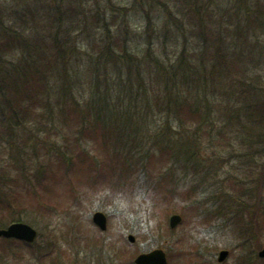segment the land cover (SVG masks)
I'll return each mask as SVG.
<instances>
[{"label": "trees", "instance_id": "1", "mask_svg": "<svg viewBox=\"0 0 264 264\" xmlns=\"http://www.w3.org/2000/svg\"><path fill=\"white\" fill-rule=\"evenodd\" d=\"M74 1L81 4L69 2L63 7L64 0H44L38 7L17 9L0 0V227L26 215L22 200L37 197L41 187L50 188L46 180L52 173L71 176L80 168L87 170L94 185L103 182L107 186V197L125 189L134 194L135 185L140 183L143 190L168 203L191 200L192 217L198 212L202 216L205 213L204 220L223 218L240 239L238 248L249 247L253 212L241 198L252 194L253 189L243 180L232 179L229 184L235 195L220 192L224 199L216 208L205 202L206 209L199 211L203 201L197 197V188L194 184L182 188L177 172L191 168L201 173L198 158L202 134L211 137V132H216L229 146L243 140L260 143L259 150H243L245 153L237 157L241 166L255 160L256 152L264 149L263 132L256 135L259 126L264 131V102L257 99L261 92L251 79L245 78V100L235 108L222 105L225 110L217 109L216 113L198 97V91L219 74L234 71L247 76L243 66L247 47L239 42L242 53H238L237 40L225 43L219 32L205 37L211 25L199 24L201 5L189 28L195 39L203 38L198 41L201 49L187 55L184 42L188 39L184 38L179 53L168 55L167 37L156 48L151 42L153 33L160 39L161 34L156 32L150 10L161 7L158 14L165 16V33L173 29L177 36L185 37L187 29L178 15H183L179 13L182 7H177V14L164 0H148L149 7L146 0H133L131 8L144 12L147 22L148 44L138 50L139 43L130 44L128 33L120 35L112 30L120 29L127 9L114 5L107 16V9L91 13L84 0ZM254 11L249 23L264 31V5L259 4ZM80 22L105 30L91 39L88 49L80 47L78 40L82 34L85 38L90 34L83 28L80 34L71 32ZM124 29L128 31V26ZM173 41L181 43L177 38ZM161 47L162 54L158 52ZM152 106L156 109H149ZM227 125L238 126L243 133L235 131L228 136ZM85 141L94 142L104 157L82 146ZM156 162L164 165L155 168ZM259 218L253 227L256 225L264 235V214ZM241 256L237 264H245Z\"/></svg>", "mask_w": 264, "mask_h": 264}, {"label": "rangeland", "instance_id": "2", "mask_svg": "<svg viewBox=\"0 0 264 264\" xmlns=\"http://www.w3.org/2000/svg\"><path fill=\"white\" fill-rule=\"evenodd\" d=\"M7 1L17 9H23L24 6L29 5L38 7L44 2V0ZM64 1L63 7L69 2L70 5L79 6L81 4L79 1L74 0ZM84 1L86 9L90 10L91 13H94L95 10L107 9V16L111 15L110 11H112L111 8H114V5L127 9L121 17L120 29L113 28L112 30L120 35L128 33L132 39L129 42L130 44L133 42L134 45H138L137 43H139L138 50L143 49L144 43L148 44L145 33L147 23L144 17L145 13L135 12L131 8L133 7V0ZM164 1L169 2L170 9L177 14V7L179 9L182 7L179 13H184L183 15L178 14L180 16L179 20L181 22L182 19L187 31L185 37L177 36L178 31L173 29L168 30V32L166 30L167 33H165V28L163 29L165 16L158 14L161 7H154L153 11L150 10V12L154 16L156 32L159 31L161 34V39L156 38L155 33L152 34L151 42L155 48L167 37L166 52L168 55L179 53L183 47L182 40L184 38L188 39L184 42L187 44V55L193 52L195 54L196 51L200 50L198 41H202L203 38L195 39L190 34L189 28L193 24L192 17L195 16V11H199L201 5L203 16H199L198 22L199 24L208 22L211 25V29L206 33L208 36L205 37L209 38L215 32H219L225 43L230 44L232 40H237L235 46L238 43V47H235V51L238 53H242L239 46L243 44L244 47H247L244 49L243 60L247 76L241 77L234 71H226L222 76L217 74L218 77L213 79V83L198 91V97L212 105V109L216 113L217 109L235 108L245 100L242 84L251 79L253 86L256 87L258 92H261L257 99L264 102V53L262 51L264 31H257L256 24L251 25L249 23L251 13L255 12L256 6L259 4L264 5V0ZM147 3L148 0H146V5ZM155 5H159V3L157 2ZM147 6L149 7V5ZM125 25L128 26V31H125ZM76 27L78 28L71 31L73 35L83 32L81 28L90 34L86 35L90 38H85L82 34V37L78 40L80 47L86 49H88L87 45L92 38H97L105 32L103 28H99L93 23L88 25L81 23L80 26ZM136 35L141 36L135 39ZM198 37L201 36L198 35ZM176 38L181 42L178 45L173 41ZM246 41L248 42L247 45ZM158 52L162 54V47ZM143 53H140V55ZM212 84L213 87H211ZM152 85L154 86V84ZM224 90L228 91L225 92ZM222 105H225V107L221 108ZM142 108L148 109L145 106H142ZM149 109L156 108L152 106ZM226 130L228 136L235 131L243 133L238 126L236 128L233 125H227ZM67 131H70V129L68 128ZM67 131L64 133H68ZM262 132L264 135L263 126H259L256 135ZM202 135L204 136L199 148L200 155L198 158L201 163L198 169L201 173L198 171L195 173L191 168L184 169L182 172L181 169L177 170L180 173L179 176H181V179L179 177L181 186L188 189L193 187L192 184H194L198 191L197 197L203 201L199 204V211H202L206 209L204 207L205 202L210 207H217L220 200L224 199L220 192L229 195L237 193L229 184L232 182L230 180L234 179L235 182L245 181L248 189H253L252 194L249 192L241 198L247 200L250 205L249 208L253 212L252 230L250 232L251 246L248 249L238 248L240 239L237 238L233 226L230 225L231 223L225 224L223 218L215 216L211 220H204L205 213L203 212L204 216L199 215L197 212L192 217L194 211L191 207L193 205L190 202L191 200L178 199L168 203L162 197H156L152 193L143 190L145 188H141L140 183L135 185L137 189L134 194L125 189L123 191H113L112 195L107 197L109 192L107 186L103 185V182L94 185L88 176L87 170L80 168L71 173V176L63 172L52 173L50 178L46 180L51 185L50 188L41 187L40 194L37 197L26 196L22 200V204L25 206L22 213L25 212L26 215L21 220L31 224L40 234H57L66 241L69 239L73 249L81 260H86V264H126L137 251L147 252L155 248H163L167 252L171 257V261L169 259L170 264H236L238 257L245 252H248L247 255L251 264H264V258L258 256V252L264 248V235L259 236L260 231H257L256 225L253 227V222L258 220V216L262 218L264 214V149H260L261 152H256L257 157L255 160L248 162V165L241 166L240 159L237 157L240 158V155L245 153L242 152L243 150L246 152L259 150L260 143L255 144L252 140L247 143L240 137L243 142L235 141L233 146H229L224 143L227 141H224L221 135L216 132H211V137L209 134ZM93 143L92 141H85L82 146L91 151L93 150L100 157H104L101 149L99 148L100 151L98 148L95 149ZM156 161L159 162L158 158ZM158 162H156L155 168H162L163 162ZM202 174L205 175V180H202ZM23 190L25 189L23 188ZM210 207L208 209L213 211L214 209ZM208 209L206 214L209 213ZM97 210L104 212L108 217V227L105 231L100 230L92 221V216ZM173 213L181 214L183 220L175 229L171 230L169 217ZM256 216L257 219H255ZM0 217H3V215L0 214ZM129 234L136 236L135 242L125 241ZM120 236L128 245L119 240ZM84 240L86 241V247L82 245ZM72 247L70 249L73 251ZM222 249H228L230 254L226 260L219 263L217 260L218 253Z\"/></svg>", "mask_w": 264, "mask_h": 264}, {"label": "flooded vegetation", "instance_id": "3", "mask_svg": "<svg viewBox=\"0 0 264 264\" xmlns=\"http://www.w3.org/2000/svg\"><path fill=\"white\" fill-rule=\"evenodd\" d=\"M13 222L15 221H10L9 224ZM85 242L84 240L82 244L84 247ZM71 247L69 239L66 241L57 234L38 232L32 242L0 235V264H86V260H81ZM248 263L251 264L249 260L246 264Z\"/></svg>", "mask_w": 264, "mask_h": 264}, {"label": "water", "instance_id": "4", "mask_svg": "<svg viewBox=\"0 0 264 264\" xmlns=\"http://www.w3.org/2000/svg\"><path fill=\"white\" fill-rule=\"evenodd\" d=\"M93 221L102 229H107V216L102 211H96L93 214ZM182 221V216L180 214H173L170 217V226L175 228ZM0 235L7 237H17L25 239L27 241H33L36 238L37 230L30 224L25 222H15L11 224L8 228H0ZM129 238L134 241L135 237L130 235ZM228 250H221L219 253V261H223L228 256ZM260 256L264 257V249L260 251ZM135 262L137 264H167V257L162 249H156L149 253L140 254Z\"/></svg>", "mask_w": 264, "mask_h": 264}]
</instances>
